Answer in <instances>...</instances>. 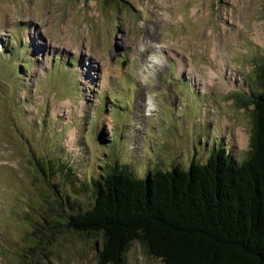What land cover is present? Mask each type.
Segmentation results:
<instances>
[{
    "label": "rangeland",
    "instance_id": "1",
    "mask_svg": "<svg viewBox=\"0 0 264 264\" xmlns=\"http://www.w3.org/2000/svg\"><path fill=\"white\" fill-rule=\"evenodd\" d=\"M263 68L264 0H0V264H100L99 240L36 231L52 186L71 193L39 169L62 147L85 180L188 168L225 142L246 157ZM127 264L164 263L136 241Z\"/></svg>",
    "mask_w": 264,
    "mask_h": 264
},
{
    "label": "trees",
    "instance_id": "2",
    "mask_svg": "<svg viewBox=\"0 0 264 264\" xmlns=\"http://www.w3.org/2000/svg\"><path fill=\"white\" fill-rule=\"evenodd\" d=\"M261 80L263 90L244 101L254 106V127L242 159L225 142L188 168H156L136 177L115 163L85 180L62 147L63 157L39 169L48 178L59 173L71 193L52 186L56 206L37 233L48 241L65 225L93 237L100 241V264H127L136 241L164 264H264V68ZM75 192H92V208L76 207ZM39 249L31 248V258ZM43 255L49 260V252Z\"/></svg>",
    "mask_w": 264,
    "mask_h": 264
},
{
    "label": "bare ground",
    "instance_id": "3",
    "mask_svg": "<svg viewBox=\"0 0 264 264\" xmlns=\"http://www.w3.org/2000/svg\"><path fill=\"white\" fill-rule=\"evenodd\" d=\"M217 50V49H216ZM213 56H216V52L215 51H213ZM204 82H206V80L204 81ZM205 87V86H204Z\"/></svg>",
    "mask_w": 264,
    "mask_h": 264
}]
</instances>
